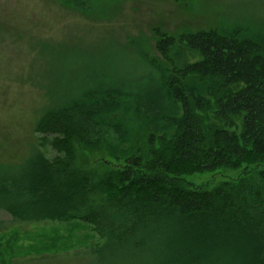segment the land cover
I'll list each match as a JSON object with an SVG mask.
<instances>
[{
  "label": "trees",
  "instance_id": "obj_1",
  "mask_svg": "<svg viewBox=\"0 0 264 264\" xmlns=\"http://www.w3.org/2000/svg\"><path fill=\"white\" fill-rule=\"evenodd\" d=\"M54 1L86 14L102 0ZM155 40L160 57L125 73L106 62L55 93L35 126L54 155L0 164V211L91 228L98 264H264V171L211 190L184 181L264 165V18ZM83 150L124 166L89 168Z\"/></svg>",
  "mask_w": 264,
  "mask_h": 264
},
{
  "label": "rangeland",
  "instance_id": "obj_2",
  "mask_svg": "<svg viewBox=\"0 0 264 264\" xmlns=\"http://www.w3.org/2000/svg\"><path fill=\"white\" fill-rule=\"evenodd\" d=\"M97 7L83 14L54 0H0V164L21 163L35 149L51 158L35 126L55 93L75 81L82 85L106 62L125 73L145 54L160 57L157 32L174 35L222 23L252 26L264 18V0H102ZM80 162L101 170L124 166L103 150H83ZM259 171L264 165L184 181L211 190L223 182L255 179ZM0 223V264H98L92 250L105 244L80 223H15L2 211Z\"/></svg>",
  "mask_w": 264,
  "mask_h": 264
},
{
  "label": "bare ground",
  "instance_id": "obj_3",
  "mask_svg": "<svg viewBox=\"0 0 264 264\" xmlns=\"http://www.w3.org/2000/svg\"><path fill=\"white\" fill-rule=\"evenodd\" d=\"M121 183V182H120Z\"/></svg>",
  "mask_w": 264,
  "mask_h": 264
}]
</instances>
